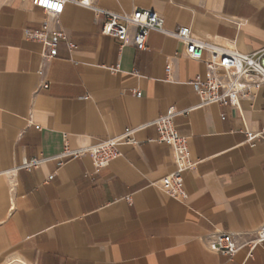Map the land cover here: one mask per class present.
I'll return each mask as SVG.
<instances>
[{
	"label": "crops",
	"instance_id": "1",
	"mask_svg": "<svg viewBox=\"0 0 264 264\" xmlns=\"http://www.w3.org/2000/svg\"><path fill=\"white\" fill-rule=\"evenodd\" d=\"M93 3L154 10L166 30L186 26L239 52L264 46V0ZM44 19L75 47L60 42L45 58V44L23 34ZM58 20L29 0H0V264H264V241L232 255L212 248L218 233L244 243L264 223V137L250 144L245 133L264 123V86L236 107H194L190 81L207 69L173 36L152 30L144 50L121 45L100 33L92 9L72 2ZM171 106L192 108L174 120L194 162L182 174L184 198L157 185L175 165L169 145L149 141L154 127L99 168L88 154L56 158L65 143L94 144ZM31 159L40 161L21 167Z\"/></svg>",
	"mask_w": 264,
	"mask_h": 264
},
{
	"label": "built area",
	"instance_id": "2",
	"mask_svg": "<svg viewBox=\"0 0 264 264\" xmlns=\"http://www.w3.org/2000/svg\"><path fill=\"white\" fill-rule=\"evenodd\" d=\"M93 1L29 0L33 7L42 10L56 24H58V18L67 2L90 8L101 21V34L116 38L121 45L130 43L137 50L147 48V38L152 30L173 36L183 44L184 54L187 58L202 61L207 69L204 77L196 75L190 81L193 90L199 97V103L194 107H204L213 103H227L236 107L241 98L253 96L258 89L264 86V46L252 53L239 52L232 47L198 38L186 26L166 30L163 26V17L154 10L134 8L130 12L113 11L94 5ZM23 34L27 38L45 44L44 56L47 59L57 56L60 42H63L69 50L75 47V44L67 39L65 32L59 28H52L47 19H44L36 29H24ZM170 70V66L167 65L165 68L167 74ZM47 86V84H43L44 88ZM136 95L139 96L140 92H136ZM190 109L192 108L176 110L171 106L163 114L148 122L136 126H125L122 132L116 136L78 149L72 150L65 143L63 151L56 158L62 160L88 154L91 156L94 166L99 168L121 155L119 145H136L138 140L135 135L146 128L154 127L158 135L149 141L169 145L175 165V169L163 176L157 185L172 197L184 198L186 192L182 174L191 169L194 162L190 157L187 136L179 133L174 120L177 116L186 114ZM34 127L39 128L38 125H34ZM245 133L247 142L253 144L255 139L264 137V123L258 130H246ZM39 161V159H31L24 162L21 167L36 166ZM49 178H52V175ZM251 234L250 239L244 243H238L233 234L218 233L214 237L212 248L227 255L234 254L243 245L253 249L264 241V223Z\"/></svg>",
	"mask_w": 264,
	"mask_h": 264
}]
</instances>
